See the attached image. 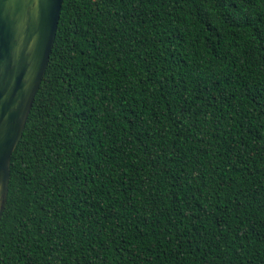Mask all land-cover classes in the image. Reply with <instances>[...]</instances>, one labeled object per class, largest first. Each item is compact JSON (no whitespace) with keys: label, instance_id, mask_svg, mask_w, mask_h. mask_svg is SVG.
I'll return each instance as SVG.
<instances>
[{"label":"trees","instance_id":"1","mask_svg":"<svg viewBox=\"0 0 264 264\" xmlns=\"http://www.w3.org/2000/svg\"><path fill=\"white\" fill-rule=\"evenodd\" d=\"M0 264H264V0H63Z\"/></svg>","mask_w":264,"mask_h":264},{"label":"water","instance_id":"2","mask_svg":"<svg viewBox=\"0 0 264 264\" xmlns=\"http://www.w3.org/2000/svg\"><path fill=\"white\" fill-rule=\"evenodd\" d=\"M63 0H0V218L10 160L44 76Z\"/></svg>","mask_w":264,"mask_h":264}]
</instances>
